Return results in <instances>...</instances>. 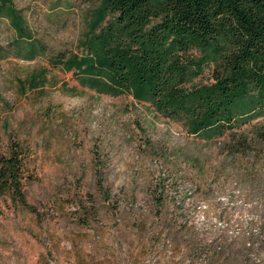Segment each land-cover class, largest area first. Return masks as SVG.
Masks as SVG:
<instances>
[{
	"label": "rangeland",
	"instance_id": "rangeland-1",
	"mask_svg": "<svg viewBox=\"0 0 264 264\" xmlns=\"http://www.w3.org/2000/svg\"><path fill=\"white\" fill-rule=\"evenodd\" d=\"M9 1L43 50L25 60L0 14V155L13 142L27 155L32 209L0 196V264H264V237H245L264 221V141L254 128L264 118L243 128L248 144L234 157L223 145L229 138L193 136L148 104L98 94L51 65L80 53L100 0ZM210 79L207 68L195 82ZM160 181L162 208L152 198ZM177 233L185 237L174 240ZM194 234L201 247L230 246L187 247Z\"/></svg>",
	"mask_w": 264,
	"mask_h": 264
},
{
	"label": "trees",
	"instance_id": "trees-1",
	"mask_svg": "<svg viewBox=\"0 0 264 264\" xmlns=\"http://www.w3.org/2000/svg\"><path fill=\"white\" fill-rule=\"evenodd\" d=\"M0 14L15 29V47L23 49L24 59L41 55L43 45L9 0H1ZM79 49L51 59V65L72 72L82 87L98 94L132 96L160 116L183 123L193 136L209 142L229 138L223 145L234 157L243 155L248 144L243 128L264 118V0H100L88 16ZM207 68L209 82L196 83ZM40 78H31L29 85H39ZM263 127L254 126L261 141ZM23 151L13 142L10 152L0 155V196L32 210L24 193ZM99 169L97 184L109 201ZM165 187L160 181L154 188L157 207H164ZM255 225L245 234L250 240L264 237V221ZM182 237L177 233L174 240ZM196 237L187 247H201ZM229 246L222 239L201 248L226 251Z\"/></svg>",
	"mask_w": 264,
	"mask_h": 264
}]
</instances>
